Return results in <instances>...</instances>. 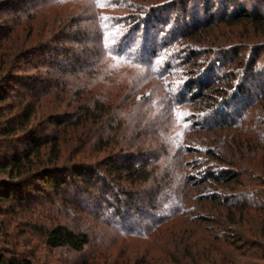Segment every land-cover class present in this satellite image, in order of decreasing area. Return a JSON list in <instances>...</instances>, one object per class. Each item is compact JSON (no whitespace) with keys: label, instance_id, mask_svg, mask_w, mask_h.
Here are the masks:
<instances>
[{"label":"trees","instance_id":"16d2710c","mask_svg":"<svg viewBox=\"0 0 264 264\" xmlns=\"http://www.w3.org/2000/svg\"><path fill=\"white\" fill-rule=\"evenodd\" d=\"M23 1L27 0H0V9L6 12L10 9L15 18L20 19L12 27H8L6 21L0 23V48L4 47V53L0 54V264H42L33 252L20 249V242L13 239V233L10 231L14 227L10 228L9 221L6 222L5 218L14 217L27 208L31 209V205L35 203H43L42 199L52 203L54 200L52 194L63 199L61 193L70 191L76 179L81 180L83 186L92 184L95 187V184H101L103 190L106 188L111 191L110 196L113 201L99 199L101 204H106L110 209L104 219L109 220L121 235L147 237L148 245L143 249L145 256L143 264L156 262L152 258L156 253L159 236L163 237L166 233L174 235L177 230L175 224L183 223L182 218H186L189 225L196 222L203 224L202 227H195V230L183 226L182 230L177 231V233L183 232L179 239L180 243L184 241V254L192 253L189 240L193 239V235H199L200 231L202 234L200 233V237L197 236L198 240L207 238L210 245L198 247L196 241L195 248L197 246L198 252L195 250V258L193 255L188 256L191 264H202V258L206 263L244 264L236 259V252L247 236L234 227L239 225L235 217L242 209L257 207V191H241V188H238L243 186V183L239 179V172L235 169L237 159H231L232 157L224 153V150L210 145L209 142H203L204 146L202 142L197 141L198 147L194 146V137H191V133L200 129L211 133L216 127L227 131L226 127L229 126L248 133L249 121L246 118V110L252 105V97H264V68L257 67L255 61L250 60L249 63L243 64L239 61V66L234 69L231 64L237 59L240 51L238 46L223 40L224 42L219 44L209 42V46L203 47L202 40L206 35L211 36L212 27L219 25L227 28L248 25L253 33L259 34L264 39V15L256 13L257 9L254 8L255 6L257 8L259 0H255L252 11L234 0H219L217 4V11L221 12L219 15L210 12L211 5L206 7V17L202 23L193 19L184 25L180 24V19L186 20L185 17L182 19L176 16L170 20L169 15L172 12L173 16L175 15V6H170L171 10H165L166 13H163L162 9L167 8V4L171 1L142 8L133 5L130 8L135 7L137 11L117 18L105 10L116 4L121 5V0H98V2L84 0L91 6V18L95 23L94 35L98 43L90 50L86 49L79 53L76 48L66 44L71 41L79 45L89 37L88 30L80 26L78 23L80 19L76 16L64 19L56 16L55 24V15H53L50 17L52 20L49 21V27L44 29L45 34L35 35L38 37L33 35V38H29V42L25 40L21 44L16 41L14 44L11 43L13 31L26 27L24 19L34 20V8H30L33 11H24L15 6ZM43 2L73 4V2L77 3V0H43ZM99 4L105 6L100 7ZM229 9L234 11L229 12ZM170 26L174 27H171L174 32L169 28ZM166 30L170 32L168 34L176 35L170 43H166V36H160ZM31 34L32 31L29 36ZM7 38L10 43L4 44ZM180 40L184 41L187 48H190L189 45L195 47L187 52V57L185 52L181 56L170 51L171 43ZM6 48L14 51L6 53ZM231 52L234 55L227 57ZM206 53H209V56L198 60ZM31 55L40 56L49 69H55L56 76L49 74L50 78H43L40 74L14 75L12 65ZM253 58L256 59V56ZM108 60L132 66L157 80L162 79L163 76L174 75L171 69L175 67L180 68L189 64L191 68L187 72L191 73L189 78L177 84L170 86L171 83L164 82L163 79L160 82L164 91L169 87L167 95H161L163 97L161 101L154 100V103L158 102L160 113L165 117L164 124L151 129L148 133L150 137L143 141L136 137L138 141L129 145L126 141V132L129 128L121 127L122 122L117 123L119 128L107 125L104 129L103 125L98 126L102 122L106 124L108 121L106 118L112 114L115 115L113 118L116 120V116L124 112H114L106 97L107 100L96 96L90 101L86 95L84 97L85 86L77 87V95L67 104L73 105L69 103L74 101L76 106L50 112L41 122L32 123L36 114V102H27L9 117L3 115L4 106L1 105L7 101L9 91L15 86L30 89L28 95H33L36 101L43 95L42 91L47 92L51 86L59 87V90L64 92L69 90L73 92L74 88H68L70 83L62 81L54 84L52 78L72 74L80 76L87 72L96 76L105 75L106 70L102 71L100 65ZM89 68L91 70L87 71ZM112 71L108 69L107 73ZM180 73L185 74L186 71L180 70ZM249 78L252 84L249 83ZM253 87L258 95L251 91ZM71 96L70 93L69 97ZM189 107L193 110L196 107V112H188ZM91 122L97 124L96 135L97 132L101 134L96 136L95 144L98 150L108 151L96 163L85 162L84 158L65 160L63 149L69 146L66 143L68 140L66 133L82 130ZM121 128L123 134L117 135L116 131ZM112 129L111 138L108 134ZM119 138L122 140L117 145ZM12 142L21 144L22 149L16 148L11 144ZM112 142L114 146H111ZM4 143H7V148L11 150L9 153L1 154ZM182 153H200L204 156L200 162L195 160V172L192 175L184 170L186 164L183 162ZM99 163L103 164L106 174L99 173ZM156 169L164 170L158 175ZM93 180L94 182H91ZM146 184L148 188L154 190L155 195H160L161 203L158 206L161 208L155 213L156 216L149 226L137 227L138 222L133 221L129 212L131 210L135 213L148 214L146 209L143 210L141 203L134 202L139 199L151 202L152 192L148 194V190L138 188ZM195 187L197 193L192 190ZM84 193L85 190L81 186L73 191L75 199ZM185 198H192L201 204L203 209L210 207L221 211L218 208L222 207L226 212L224 221L208 213H201L198 209L194 215L189 216L185 213L187 209ZM61 203L65 207L68 205L64 200H61ZM260 208L264 214V204ZM38 220L29 219L25 226L21 227L20 234L29 231L40 238L46 248H67L75 253L82 252L91 244L86 231L76 230L62 221H50L43 216ZM216 227H220L219 231L213 232ZM260 227L264 230V220ZM172 228H175V232L170 231ZM185 233H188V236L184 238ZM20 234L18 232V237ZM223 247L230 249L227 255H223L225 251ZM218 252L220 257L217 256ZM245 253L243 251L241 255Z\"/></svg>","mask_w":264,"mask_h":264},{"label":"rangeland","instance_id":"374dc122","mask_svg":"<svg viewBox=\"0 0 264 264\" xmlns=\"http://www.w3.org/2000/svg\"><path fill=\"white\" fill-rule=\"evenodd\" d=\"M121 1V5L116 4V6L107 8L105 11L111 13L112 15H115L117 18H121L126 14L128 16L131 12L137 11L135 7L142 8L143 6L147 5L171 1L167 4L168 9L166 7V9H162L163 13L165 12V10H171V8H169L170 6H175V15L173 16L174 13L172 12L169 15L170 20L176 16H179L180 18L185 17L186 20L180 19V24L182 25L190 23V21L193 19L202 23L206 17V7H209L211 5V13L218 15L221 13L220 11H217V4L219 0ZM234 1L241 6H245L249 11L254 10L252 9V6L255 4V0ZM85 2L86 1L84 0H77V3L73 2V4H45L43 0H27L23 1L22 3L15 4V6L17 8L19 7V9L21 10H34L35 13L33 21H30L29 18L24 19L23 22L24 24H26V27L24 29L19 28L18 30L13 31V33L11 34L13 36V40H10L11 43L13 42L14 44L16 41L17 43L20 42L21 44L25 40L29 42V38H33V35L35 36L39 33L45 34L46 31L44 29L49 27V21L52 20L50 19V17L53 15H55V24L57 22V18L59 17H63L64 19L66 17L76 16L80 19V21L78 22L80 26L85 27L88 30L89 37L85 40L84 43L82 42L79 45L78 43L71 41H68L66 44L76 48V51L78 53L86 49L87 51L90 50L91 47L95 46V44L97 45L98 40H95V23L91 18V6L90 4H88L87 2L86 4ZM125 5L128 7L124 8ZM133 5L135 7L130 8L133 7ZM30 8L34 9L32 10ZM254 8L257 9V11L255 10L256 13L259 12L263 16L264 0H259L257 8L256 6ZM7 11L8 12L0 9V23H5L6 21V25L8 27H12L16 22H19L20 19L18 17L15 18V15L13 14V12H11L10 9ZM232 11L234 10L229 9V12ZM190 15L191 17H189ZM56 16L58 17L56 18ZM68 19L69 18H67V20ZM171 27L173 26H170L169 28ZM173 28H171V30H173L174 32ZM29 31H32L31 36H29ZM212 31V33L210 32L211 36L210 34L209 36L206 35L202 40L204 42V44L202 45L203 47L209 46V42H212L211 44H219L220 42H224L225 40L228 41V43L232 42L231 45H236L239 47L240 51L238 52L237 59L233 62V64H231V67H234V69H236L237 66H239V61H241V64H243L249 63L250 60H253L255 61L257 67L264 68V39L260 37L259 34L253 33L250 26L239 25L237 27L227 28L223 25H219L217 27H212ZM168 33L170 32H167L166 30L160 35L161 37L166 36V43H170L173 37L176 36L174 35V33ZM7 39L4 41V44H6L7 42L10 43L9 39ZM9 45H7V47H9ZM189 47L190 48L185 47L184 41L180 40L176 41L175 43H171L170 51L176 53V55L181 56L184 55L183 53L185 52V57H187V52H190L191 49H195V47H191V45H189ZM3 48L4 47L0 48L1 55L2 53H4ZM13 51L12 49L7 50V48L5 50L6 53ZM233 55L234 53L231 52L227 57L230 58ZM206 56H209V53L202 55L198 58V60H202L203 58H206ZM254 56H256V59L253 58ZM12 66L14 75L32 74L37 76L38 74H40L41 76H43V78H50L51 75H55V69H49L42 62V59L38 55H31L27 58H22L21 60L15 62V64H13ZM100 68L102 71L106 70L105 75L96 76L95 74L87 72L86 74H82L80 76L72 74L62 77H53L52 80L54 84H57L59 82L62 83V81L70 83L68 85V88H74L73 92L70 90L68 92H64L59 90V87L51 86L50 90H48L47 92L45 90L42 91L43 95L40 93L42 96L39 94L41 97L37 99V101L32 97L33 95H28L30 94V89L19 85L15 86L13 90L9 91L10 95L7 101L1 105L4 106L2 113L5 117H9L14 112H18L21 106H23L27 102H36V114L32 119V123L41 122L43 121V118L46 116V114L50 112L68 108L71 109L72 107L76 106L74 101L72 103H69L73 105L67 104L69 100L71 102V99L77 95L76 88H82L85 86L83 90L84 97L87 96L90 101H92L96 96L101 99H105L106 97L108 100H105H107L112 105L114 112H124L123 114L120 113V115L116 116V120H114L113 118L115 116L114 114L106 118V120L109 121L110 125L107 121L106 124L105 122H102L99 123L98 126L103 125L105 129L107 125L117 127V123L122 122L123 124L120 123L121 127L124 128L127 126V129L129 128V131L126 132V141L129 142L128 144L130 145L131 143L133 144L138 140L143 141L144 139L150 137L148 133L151 129L160 127L162 126V124H164L165 117L160 113L159 104L158 102L154 103V100L161 101L163 99L161 95H167V90H169V87L165 91L161 88L160 82H162V79L164 82L171 83L170 86H172L175 83L177 84L178 82L182 81L183 79H188L191 75L190 71L189 74L187 73L189 69L191 70V68H189V64L184 65V67H175L171 69L172 72H174V75L170 74L167 77L163 76L162 79H158L160 81L154 79L155 77L153 78V76H149L148 73L135 69L132 66L129 67V65L127 64H119L117 62H111L109 60L100 65ZM108 69L113 71L111 73H107ZM89 70L91 69L89 68L87 71ZM180 70H185L186 73H180ZM249 83L252 84L251 78H249ZM254 89L255 88L253 87L251 91L253 93H256ZM70 93L72 94L71 98L69 97ZM252 98V105H248L249 107L246 110V118L249 121L248 133L240 132L238 128L229 126L226 127L227 131L216 127L212 129L211 133H207L208 131L200 129L195 133H191V137H194L193 141L194 146L196 147H198L199 145L197 141L202 142V144L203 142H209L210 145H215L216 148L224 150V153L232 157L231 159H237V165L235 169L237 172H239V179L243 183V186H240L238 188H241V191H257V207L249 208V210L242 209L241 211L237 212V216L235 217L236 221L238 222L237 224L239 225H234V227L237 228L238 231L244 232V235L247 236V239H245L244 242L240 243L241 248L237 249L236 259L244 262V264H264V230L262 227H260V225L263 224L264 220L263 210L262 208H260V206L264 204V97L256 96L255 98L254 96ZM191 107H189L190 109H188V112H196V107L195 110H193V107ZM96 126L97 124L91 122L85 125L82 130L79 129V131H69L66 133V139H68L66 143H68L69 146L63 149V156L65 160L69 159V161H71L72 158L73 160L84 158L83 160L85 162L96 163L105 155V152H107L108 150H98V147L95 144L97 140L96 136L101 135L99 134L100 132H97L96 135ZM109 132L110 133L108 134V137L113 136V129L111 131L109 130ZM116 134L122 135L123 129H118L116 131ZM102 135L104 136L105 134L102 132ZM136 137L138 138V140H136ZM121 140L122 138L118 139L117 145H119ZM11 144L15 145L16 148L22 149L21 144H17L15 142H12ZM203 145L205 146V144ZM111 146H114V142H112ZM10 150V148H7V143H4L3 148L1 149V154L9 153ZM181 156L183 158V162L186 164L184 170L187 171V174L189 175H192L195 172V160H199L200 162L201 158L204 157L200 153H182ZM98 167L99 173L103 172L104 174L105 168L103 164L99 163ZM163 170L164 169H156V173H158V175H161ZM91 182H94V180ZM81 183H83L81 180L76 179L75 184L71 187L72 189H69L70 191H64L61 193V197L63 199L52 194L51 197L54 199L52 203L45 199H42L43 203H35V205H31V209L27 208L26 211L24 210L14 217L8 216L5 218L6 222L9 221V227H14L10 231H12L13 233V239L15 238L20 242V249L33 252L35 257L42 264H143L145 260V256H143V249L148 245L147 237L143 236L137 238L130 235H121L114 227V225L109 223V220L104 219L105 214L109 213L110 209L107 208L106 204H101L99 200L104 198L111 199V201H113V198L110 196L111 191L106 190V188L103 190L101 184H95L94 187L92 184H86L85 186H83L81 185ZM79 186H81V188L85 190V193L79 195V197L75 199L73 191L78 190ZM138 188L148 190V194L149 192H152L150 193L152 194L151 202H147L145 199L134 201L135 204L141 203V205L143 206V210L146 209L148 214H145L144 212L135 213L131 210L129 213L131 214L133 221L135 223L138 222L137 227H140L141 225L145 227L150 225V222L156 216L155 213H157V211L161 208L158 206L159 203H161L159 197L160 195H155L154 190L148 188V184L141 187L139 186ZM196 188L197 187H195V189L192 188L195 193H197ZM61 200L67 201L68 205L65 207V205L61 203ZM184 201L187 206L185 213H188L189 216L194 215L198 209V211L201 213H208L214 218L224 221L226 212H224V209L222 207L218 208L221 211L210 209V207L207 209H203L201 204L195 202V200H193L192 198H185ZM149 205H152V207ZM31 212L32 214H30ZM41 216H43L44 218H48L50 221H62L76 230L86 231L89 234L91 244L87 246L82 252L75 253L67 248H46L42 244L40 238L34 236L29 231H26L27 233L23 235L20 234L21 227H24L25 223L29 219L39 221L38 219H40ZM182 219V225L179 222L175 224L177 230L174 235L171 233H166L163 237L159 236L158 243L155 249L156 253L153 256L154 258H152L156 261L154 262V264H191V260L188 256L193 255V257L195 258V250L196 252H198L196 249L197 246L195 248L196 241H198V247L210 246L207 238H201L198 240L197 236L200 237V233L202 234V231H200L198 232L199 235H193V239L189 240L191 244L190 246H192L190 248L192 253L185 252L184 254V241L180 243L179 239L181 238L183 232L177 233V231L182 230L183 226L191 227L189 229L195 230V227H202L203 224H199L198 222H196L189 225V223L186 221V218ZM219 229L220 227H216L213 232H215L216 230L219 231ZM170 231L175 232V228H172ZM18 232L20 234L19 237ZM187 234L188 233H185L183 235L184 238L188 236ZM173 236L175 238H173ZM223 249H225L223 255H227L230 249L228 247L227 249L223 247ZM243 251H245L246 253L244 255H241ZM92 255H94L95 257H93ZM217 256H219V252L217 253ZM202 264L213 263H206L202 258Z\"/></svg>","mask_w":264,"mask_h":264},{"label":"snow or ice","instance_id":"6c2138e0","mask_svg":"<svg viewBox=\"0 0 264 264\" xmlns=\"http://www.w3.org/2000/svg\"><path fill=\"white\" fill-rule=\"evenodd\" d=\"M94 2H98V0H94ZM100 7H104L105 4H99Z\"/></svg>","mask_w":264,"mask_h":264}]
</instances>
